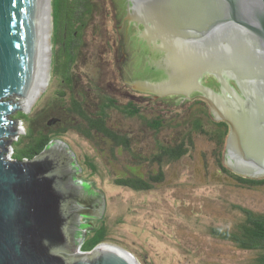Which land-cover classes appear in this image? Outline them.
<instances>
[{"label": "water", "instance_id": "water-1", "mask_svg": "<svg viewBox=\"0 0 264 264\" xmlns=\"http://www.w3.org/2000/svg\"><path fill=\"white\" fill-rule=\"evenodd\" d=\"M133 2L149 40L160 38L164 47L154 61L166 78L143 81V88L159 96L188 98L193 90L211 95L215 119L230 126L226 166L241 176L264 177V0ZM41 5V0H0V264H138L127 250L106 242L75 251L71 228L77 214L69 205L79 201V190L65 185L63 159L48 150L60 140L30 159L7 156L10 137L21 131L9 114L28 109L25 100L39 72ZM183 23L207 27L189 30ZM221 24L238 26V37L235 31L216 35ZM204 73L235 78L245 99L237 105L206 90L200 83Z\"/></svg>", "mask_w": 264, "mask_h": 264}, {"label": "rangeland", "instance_id": "rangeland-1", "mask_svg": "<svg viewBox=\"0 0 264 264\" xmlns=\"http://www.w3.org/2000/svg\"><path fill=\"white\" fill-rule=\"evenodd\" d=\"M48 1L50 19L44 30L47 34V44L43 57L46 59V83L37 90L29 106L26 104L28 109L15 110L9 114V118L15 121L14 127L21 130L17 135L10 137L13 140L9 145V156L14 149L18 151L23 147V133L26 128L29 131L25 118H22V122L19 117L33 119L36 112L46 114L54 105V110L58 111H51L49 116L61 115L60 110L66 107L65 104L72 97L81 95L86 96V107L95 109L100 91H104L108 96L113 95L122 87L123 76L133 71L137 62L136 56H133L135 52L127 50L129 40L135 41V37L130 36L132 31L126 29L124 20L114 21L110 0H97L99 5L103 3L104 14L96 13L84 31L78 58L74 59L67 71L64 70L62 62L67 56L63 54L60 40L64 41L65 21L56 9L51 14V6H57L58 0ZM118 34L122 45L115 51L114 42ZM143 64L142 58L141 66ZM68 75L75 79L76 93L63 87L64 79ZM146 93L147 91L143 90L144 118H153L158 112L171 118L174 112L182 113V106L166 104L174 98H146L145 96L149 95ZM106 94H103V98H107ZM8 98L13 101L21 100L17 96ZM107 115L109 128L132 132L131 148L143 156H149L155 150L156 141H162L165 145L171 144L173 138H179L185 130L183 125L174 128V122L167 121L160 131L156 132L150 129L145 121L141 126L137 121L124 120L112 110H108ZM49 116L40 122L41 127L46 119L51 118ZM177 123L181 124V120ZM93 136L94 139L89 140L69 129L59 138L61 142L53 141L48 150L60 154L63 159L61 172L69 174L65 185L79 190L78 198L83 195L79 199L80 202L76 203L82 208H91L90 213L102 208L101 218H104L109 229L106 243L124 248L138 264L252 262L257 251L241 249L232 241L212 235L209 229L213 226L234 229L244 218L243 213L233 207L234 204L264 213V185L239 186L232 178L221 173L217 159L219 157L222 161L223 156L216 143L204 135L192 133L193 145L183 157L171 162L166 168L164 166L161 181H154L152 187L147 190H134L119 185L117 180L132 176L131 172L140 176L155 166H151V161L148 160L143 162L142 166L132 164L133 159L127 151L118 152L100 135ZM85 155L96 165L94 169L87 166ZM86 218L77 214L75 226L72 227L75 234L78 232L73 243L75 251L78 252H84L81 250V244L92 231V228L87 230L86 238L81 239V234L87 226L84 223H88ZM92 223L95 226L98 224L97 221Z\"/></svg>", "mask_w": 264, "mask_h": 264}, {"label": "trees", "instance_id": "trees-1", "mask_svg": "<svg viewBox=\"0 0 264 264\" xmlns=\"http://www.w3.org/2000/svg\"><path fill=\"white\" fill-rule=\"evenodd\" d=\"M102 6L103 3L101 2V5H99L97 0H58L57 6L54 7V4L51 6V14H53L56 9L61 18L65 21L64 41L66 39V33L75 40L71 48L67 45V42L63 43L64 41L60 40V43H62L61 46L63 47V54L67 56L62 62L64 70L67 71L72 65L74 59L76 57L78 58L80 48L83 45L82 39L84 37V31L93 20L96 13L99 14V12H104L102 10ZM80 37H82L81 40ZM156 76L157 74L154 72L148 71L143 73V77L145 78H154ZM64 80L65 82L63 83V87H66L70 92L76 93L74 77L72 78L68 75ZM100 92L101 94L98 96L99 104H97L98 106H95V109H90L89 107H86V105L83 112L79 103L80 96H78L76 98L72 97L65 104L66 107L60 110L61 115L56 114L57 116H49L52 114L51 111H54L55 113L58 111L54 110V105L53 108L46 114L36 112L33 119H27L24 116L19 117L22 122H24L22 118H25L29 131L26 128L23 133V138L25 140L23 141V147H21L18 151L14 149L11 157L18 159H30L34 155L41 152L52 140H60L59 138L69 129H73L78 134H81L89 140L94 139V134H98L103 138V140H107L109 142L111 141V145L112 142H115L116 145L123 144L127 147L128 143L123 141L121 138L116 139L114 135L117 134H113V128H109L107 125V111L110 110L109 107H111V105L106 96L103 98V94L106 93L104 91ZM76 95L77 94H75V96ZM57 107L62 108V106ZM180 111H182L181 114L178 112L171 114L173 116L172 118L169 116L166 117V115H163L160 112L156 113L153 118L150 119L143 117V120L149 122L148 127L154 131H160L167 121L174 122V128L179 127L180 125L185 127V130L181 133L176 146H174V144L172 145V143L161 146L159 145V142L156 141L155 146L157 147L159 145L158 150L162 152L163 158H155L150 161L165 163L167 157L174 161L180 159L185 155V153H187L189 147L193 145L192 133L206 136L209 140L218 145V147L222 150V154L224 151L226 136L225 131L222 130L221 127L224 126V123L222 121L212 120L211 115L202 109L200 104L195 108H183ZM36 114L38 117H35ZM134 114L135 112L131 115ZM177 115L179 117H177ZM47 116L51 118L46 119L44 121V125L41 127L40 122ZM179 120H181V124L177 123ZM85 160L90 169L95 168L96 165L93 163L91 158H89V156L85 155ZM143 162H145L144 159L143 161H141V159H133L132 164L141 166ZM217 165L221 173L232 178L239 186L256 187L264 185V177L251 178L236 174L223 163V160L220 161L219 157L217 159ZM130 174L132 176H127L121 180H117V183L121 186L129 187L134 190H147L152 187L151 183L148 182L149 180H160V178L158 179L155 177L152 179H143V174H140V176L133 175L134 173L132 172ZM233 207L243 213V220L238 223L234 229L229 230L213 226L210 227L209 232L216 237L232 241L241 249H253L257 251V255L249 264H264V213H257L250 208L236 204H234ZM97 222V226L92 228V231L90 232L91 236L82 242V251H90L97 244L105 242L108 237L109 229L104 218H100Z\"/></svg>", "mask_w": 264, "mask_h": 264}, {"label": "flooded vegetation", "instance_id": "flooded-vegetation-1", "mask_svg": "<svg viewBox=\"0 0 264 264\" xmlns=\"http://www.w3.org/2000/svg\"><path fill=\"white\" fill-rule=\"evenodd\" d=\"M110 4H111L110 7H111V12H112L114 21L121 22L124 20L126 29L129 31L130 30L132 31L130 32V36L136 37L135 41H132V39L129 40L127 50L128 51L130 50L129 52H132L133 50V53L135 52L133 56H136V59H137V62L134 64L133 71H129L127 75L125 74L123 76L122 87H119L113 95L107 96V100L111 105V107H109L110 111L112 110V112L120 114V116H122L124 120L126 121H137L138 123L141 124V126H143V121H145V124L148 126L149 122L146 120H143V99H144L143 90L147 91L146 94H149L145 96L146 98H149V97H154L156 99H165L167 97L174 98L173 101L166 102L167 105H171V103H173L174 105L182 106L184 109H190V108H195L196 106L200 104L202 109H204L208 114L211 115L212 120L222 121L224 123V126H221V127H222V130H224L226 134L224 151L222 152L223 163L225 164V162L229 158V152L227 149V140H228L229 133H230V126L224 120L215 119L212 106L210 103V101L213 100L212 96L205 94V93H201L196 90H193L189 94L188 98L185 97L183 94H172V95L159 96L155 93L148 92L147 89L143 88V81H160L166 78L165 72L161 70L162 66L160 67V65L155 63L154 61L156 58H159L162 54H164V51H163L164 47L162 46V41L160 38H157L155 42L149 40L148 34H147V25L143 23V21H140L135 15V11H134L135 4L133 0H111ZM209 19H210V16H207L205 18V20H209ZM183 24H186L184 26L186 29H189V30L197 29V28L206 29L207 27V25L205 24L203 25L199 24L198 26L194 24H188V23H183ZM237 29H238V26H236V28L234 29L232 25L221 24L218 29L219 32L214 31V33L216 35L221 34V33L222 34L229 33L231 35ZM234 34H236L238 37V31H235ZM65 38L66 39L63 43L67 42V45H69V47L71 48L75 40L67 33L65 35ZM81 39L82 37H80V40ZM82 43H83V39H82ZM114 45H115V51L117 50V48H119L122 45V41L119 37V34L114 42ZM119 57L117 54V58ZM142 58L144 60L143 66H141ZM148 71L156 73L157 74L156 78L143 77V73L148 72ZM200 83L204 88H206V90H209L218 95H223L225 100H227V98L228 99L230 98L231 99L230 102L234 100L237 105H238L237 100L245 99V96L242 93V90L240 89V87L238 86L235 78L227 76L224 73L221 74L220 79L217 78V76H215L213 73H204L201 76ZM230 89L232 91H235L236 93L235 96H237L235 99H233L235 96H233ZM85 98H86L85 95L80 96L79 103H80V107L82 108V110L86 106ZM224 103L228 106L234 105V103H228V101H224ZM163 104H165V102H163ZM133 112H135V114L131 115ZM114 126L117 127L120 125H114ZM156 132H159V131H156ZM112 133L117 134V135H114L116 139L121 138L123 141H126L128 143L127 147H125L123 144L116 145L115 142H112V149L115 148L118 152L125 150L129 153V156L132 159H141V161H143L144 159L145 161L148 160L149 162L150 160L155 159V158L157 159L163 158L162 152L158 150L159 145L161 146L165 145L162 141H158L159 145L157 147L155 146V150H153L149 154V156H143V154H139V152L137 153L131 148L132 132L127 131V130L113 128ZM178 139L179 138L175 136L173 138V142H171L172 145L174 144V146H176L178 143ZM173 161L174 160H170L167 157L165 163L159 162V161L151 162V166H155V167H153L152 170L150 171H147L145 173L143 172V179H147V178L152 179L155 177L158 179L160 178L159 181H161L163 177L164 166L165 168L168 167L170 163ZM159 181H155V182H159ZM148 182H150L151 184L154 183V181L152 180H149ZM81 197H83V195ZM80 198L77 197V200H79ZM77 202H80V200ZM69 208L70 210L74 211L76 214H81V216L83 215L84 218L87 217L86 219L88 220V223H84L85 225L87 224V226L85 227L86 230L84 233L82 232L81 234V237L83 236V238H86L85 236H86L87 230L95 227V224L92 222L94 220L99 221L100 218L103 216L101 213L103 212V210H101L102 208H98L96 209V211L93 210L94 212L90 213L91 208L89 207L82 208V206L80 204H77L76 201H72L69 205ZM75 223L76 222H74V224ZM74 224L73 226H75ZM76 235H78V232ZM90 236L91 234L88 236V238Z\"/></svg>", "mask_w": 264, "mask_h": 264}, {"label": "bare ground", "instance_id": "bare-ground-1", "mask_svg": "<svg viewBox=\"0 0 264 264\" xmlns=\"http://www.w3.org/2000/svg\"><path fill=\"white\" fill-rule=\"evenodd\" d=\"M49 1L48 0H41L42 3V12H41V17H40V31H39V52H40V66H39V72H38V76H37V80L35 83V86L33 88V92L31 94V96L25 100V103L29 106L30 102L34 99V96L37 92V90H39L42 86H44V84L46 83V79H47V74H46V70L44 63L46 61V59H44V54L46 53L45 51V38H46V31L45 28L47 27V22L50 19V11H49ZM49 27V26H48ZM45 51V53H44ZM49 50H47L48 52ZM48 57V56H47ZM46 58V57H45Z\"/></svg>", "mask_w": 264, "mask_h": 264}, {"label": "built area", "instance_id": "built-area-1", "mask_svg": "<svg viewBox=\"0 0 264 264\" xmlns=\"http://www.w3.org/2000/svg\"><path fill=\"white\" fill-rule=\"evenodd\" d=\"M7 156H8L9 158H11V156H9V154H7Z\"/></svg>", "mask_w": 264, "mask_h": 264}]
</instances>
